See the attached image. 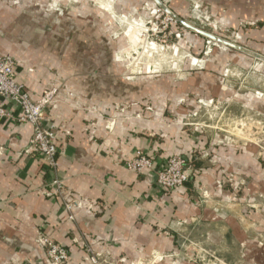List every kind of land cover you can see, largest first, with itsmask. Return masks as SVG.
I'll return each instance as SVG.
<instances>
[{
  "label": "crops",
  "instance_id": "crops-1",
  "mask_svg": "<svg viewBox=\"0 0 264 264\" xmlns=\"http://www.w3.org/2000/svg\"><path fill=\"white\" fill-rule=\"evenodd\" d=\"M196 1L212 14L225 12L232 25L258 21L255 36L264 43V0ZM50 2L0 0V55L15 62L16 76L32 100L60 88L42 121L43 127H56L54 169L25 152L30 124L0 121V264H51L42 237L67 250L66 264H94L91 255L96 264H200L191 256L232 245L243 256L240 223L222 201L210 208L202 198L203 191H214L216 168L208 162L215 157L200 150L198 134L173 119L187 110L177 104L166 113L156 109L161 105L152 100L149 82L119 83L113 51L104 53V45L115 39L102 31L96 5L77 0L75 7H65L66 1L58 0L64 15L55 19ZM177 3L186 12L183 1ZM75 38L79 51L95 44V53H81V60L73 51H57L55 45ZM137 150L152 159L151 173L126 166ZM174 155L185 160L189 179L166 191L154 171ZM54 178L82 203L74 207L72 220L50 184Z\"/></svg>",
  "mask_w": 264,
  "mask_h": 264
},
{
  "label": "rangeland",
  "instance_id": "rangeland-1",
  "mask_svg": "<svg viewBox=\"0 0 264 264\" xmlns=\"http://www.w3.org/2000/svg\"><path fill=\"white\" fill-rule=\"evenodd\" d=\"M64 1L65 7L77 5V0ZM89 1L99 9L104 34L115 39L113 45H104V53L113 51L119 83L149 82L152 100L161 105L155 108L163 113L172 104L186 109L173 119L198 134L200 150L208 149L209 158L215 157L208 162L216 168L214 191H203L202 198L210 208L215 201L223 202L245 233V238L240 236L245 251L240 256L232 245L230 250L200 251L191 257L200 264H221L217 260L222 258L264 264V43L255 36L259 22L229 24L225 12L212 14L196 0ZM178 1L186 12L177 8ZM51 2L55 19L61 18L62 3ZM71 42L55 45L57 51L95 53V44L79 51ZM51 89L57 95L60 88Z\"/></svg>",
  "mask_w": 264,
  "mask_h": 264
},
{
  "label": "built area",
  "instance_id": "built-area-1",
  "mask_svg": "<svg viewBox=\"0 0 264 264\" xmlns=\"http://www.w3.org/2000/svg\"><path fill=\"white\" fill-rule=\"evenodd\" d=\"M14 66L15 62L11 58L0 55V121L10 119L18 123L30 124L32 133L25 152L42 159L54 169L57 154L56 127L52 124L43 127L42 121L45 119L46 109L56 101V95H54L56 90L44 91L38 100H32L25 84L17 78ZM5 99L16 106L20 112L19 115H15L5 107L3 102ZM125 164L136 172L151 173L153 171L152 159L141 150H137ZM154 175L159 186L166 191L184 186L189 179L185 160L178 155L171 156L164 167L154 171ZM50 184L53 186L55 194L61 199L68 218L72 220V211L74 207L82 206L81 201L64 190L60 179L54 178ZM40 240L45 246L46 255L51 264H66L68 252L63 246L52 242L47 237H42ZM88 251L90 250L88 249ZM90 260L94 264L97 263V258L92 255Z\"/></svg>",
  "mask_w": 264,
  "mask_h": 264
},
{
  "label": "water",
  "instance_id": "water-1",
  "mask_svg": "<svg viewBox=\"0 0 264 264\" xmlns=\"http://www.w3.org/2000/svg\"><path fill=\"white\" fill-rule=\"evenodd\" d=\"M156 2H160L159 0H155ZM186 26H188V25H186ZM194 30V29H193ZM195 31H198V30H195ZM205 34V33H204ZM206 36H208V37H210V38H212V39H215V37L214 36H212V35H208V34H205ZM217 40H219V39H217ZM221 41V40H220ZM221 42H223V41H221ZM225 43V42H224Z\"/></svg>",
  "mask_w": 264,
  "mask_h": 264
},
{
  "label": "bare ground",
  "instance_id": "bare-ground-1",
  "mask_svg": "<svg viewBox=\"0 0 264 264\" xmlns=\"http://www.w3.org/2000/svg\"><path fill=\"white\" fill-rule=\"evenodd\" d=\"M152 46H154V44H152ZM149 48V47H148ZM151 50V49H150Z\"/></svg>",
  "mask_w": 264,
  "mask_h": 264
}]
</instances>
